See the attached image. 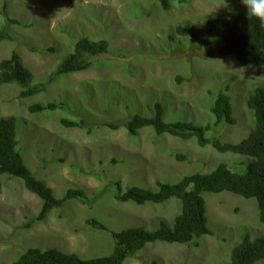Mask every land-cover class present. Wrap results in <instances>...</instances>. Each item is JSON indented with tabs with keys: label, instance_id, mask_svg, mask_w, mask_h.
<instances>
[{
	"label": "rangeland",
	"instance_id": "obj_1",
	"mask_svg": "<svg viewBox=\"0 0 264 264\" xmlns=\"http://www.w3.org/2000/svg\"><path fill=\"white\" fill-rule=\"evenodd\" d=\"M4 2L0 0V25L4 10L21 24L12 27L14 42L0 43V60L15 49L36 82L44 81L81 37L104 39L109 51L92 58L87 70L60 77L34 97L20 98L17 85L0 87V118L17 119V150L25 166L55 197L75 188L91 199L95 191L106 188L91 207L72 200L43 221L31 223L40 210V199L21 180L2 175L1 263L15 261L30 247L55 248L86 260L109 256L114 247L109 232L153 231L160 220L171 226L180 213L173 198L160 204L118 202L113 198L115 182H120L122 192L132 186L156 190V181L174 183L186 175L208 174L222 163L244 171L246 157L218 152L211 145L200 147L193 138L156 135L151 128L130 136L122 126L134 114H151L156 102L163 108L165 122L211 125L206 133L209 139L238 143L248 136L254 119L245 98L264 84V72L232 56L216 59L217 40L201 45L204 21L247 12L240 0H168L167 10L160 0H7L3 9ZM184 23L192 25L194 36H172L174 27ZM51 47L52 53L36 51ZM225 86L237 122L214 125L210 108ZM46 101L62 102L65 107L28 112L29 105ZM60 119H84L87 125L66 128ZM105 122L120 127L102 126ZM176 155L184 161H177ZM202 195L211 235L200 237L197 247L150 242L124 264L224 263L243 234L264 236L254 199L228 192ZM91 218L109 232L87 225Z\"/></svg>",
	"mask_w": 264,
	"mask_h": 264
},
{
	"label": "trees",
	"instance_id": "obj_2",
	"mask_svg": "<svg viewBox=\"0 0 264 264\" xmlns=\"http://www.w3.org/2000/svg\"><path fill=\"white\" fill-rule=\"evenodd\" d=\"M4 1L3 9L7 5V0ZM160 1L164 10L170 7L168 0ZM184 1L180 0V2ZM4 15V21L0 25V43L14 42L12 27L20 25L21 22L7 16L5 10ZM202 29L205 36L201 41L202 46H210L213 40L220 42L214 56L216 59L232 56L242 65L264 71V27H261L256 18L248 17L247 12L238 10L232 15L207 19ZM172 33V36H194L193 27L189 23L177 25ZM172 36L169 39H172ZM36 51L52 53L54 48ZM108 51L106 40L92 41L88 37H81L75 42L72 51L49 72L45 80L36 82L32 72L23 66L20 55L13 49L8 57L0 60V86L17 85L21 89L20 98L34 97L60 77L87 70L91 66L92 58L107 54ZM228 90V86L221 89L210 108L215 116L214 125L222 122L229 125L236 124V120L232 117ZM246 104L253 114L255 125L248 136L239 143H222L218 139L207 138L206 133L212 127L209 124L200 126L183 122H165L162 118L163 108L156 102L151 108V114H134L122 123L130 136L138 135L142 129L151 128L156 135L167 134L183 140L193 138L200 147L211 145L218 152H228L248 158L244 171L231 170L222 163L208 174L186 175L174 183L156 181V190L132 186L122 192L120 182L113 183L116 188L113 198L121 203L143 205L146 202L160 204L171 198L178 200L180 213L175 216L171 226L160 220L158 227L153 231L129 228L109 232L98 220L91 218L86 220L87 225L95 230L109 232L114 240L113 251L109 256L86 260L55 248H28L9 264H124L127 258L132 257L150 242L193 244L197 247L200 237L211 235L207 227L206 207L202 195L204 192L212 194L228 192L254 199L258 209V220L264 227V86L254 87L246 99ZM64 107L65 104L62 102L46 101L34 102L27 109L29 113L40 114ZM16 121L14 116L0 118V178L2 175H7L21 180L25 189L40 199V210L31 223L43 221L50 211L59 209L72 200L91 207L105 194L104 187L95 191L92 198L88 199L82 189L69 188L61 197H55L52 189L25 166L17 150ZM60 124L66 128L82 129L86 127L87 122L84 119H60ZM102 126L111 129L120 127L119 124L110 122H105ZM91 129L88 128L87 132L90 133ZM174 158L177 161L185 159L182 155H176ZM1 186L0 179V189ZM263 259L264 236L251 238L248 234H243L241 241L232 248L229 261L225 264H254Z\"/></svg>",
	"mask_w": 264,
	"mask_h": 264
},
{
	"label": "clouds",
	"instance_id": "obj_3",
	"mask_svg": "<svg viewBox=\"0 0 264 264\" xmlns=\"http://www.w3.org/2000/svg\"><path fill=\"white\" fill-rule=\"evenodd\" d=\"M240 2L242 3V5L243 6H245V8H246V10H247V16L248 17H253V18H256L259 22H260V25H261V27H264V0H240ZM169 9V8H168ZM244 11V10H243ZM246 12V11H245ZM210 18H213V17H210ZM207 19H209V18H207ZM206 19V20H207ZM205 20V21H206ZM205 21H204V23H205ZM204 25V24H203ZM173 34V33H172ZM69 53V52H68ZM67 53V54H68ZM66 54V55H67ZM21 59V58H20ZM22 63V62H21ZM24 66V65H23ZM25 67V66H24ZM28 69V68H27ZM254 69V68H253ZM264 72V71H263ZM6 85H9V84H6ZM11 85V84H10ZM3 86V85H2ZM258 86H264V84H262V85H258ZM1 87V86H0ZM227 95H228V93H227ZM230 97V96H229ZM230 101H231V98H230ZM245 105H246V107H247V104H246V98H245ZM248 108V107H247ZM249 109V108H248ZM250 110V109H249ZM251 111V110H250ZM253 115V114H252ZM232 117L234 118V116H233V114H232ZM235 119V118H234ZM253 119H254V117H253ZM236 120V119H235ZM237 122V121H236ZM254 125H255V122H254ZM254 125H253V128H254ZM253 128H251V130H250V132L252 131V129ZM249 132V133H250ZM242 141V140H241ZM239 143V142H238ZM233 154V153H232ZM236 155H238V154H236ZM239 156H241V155H239ZM244 157V156H243ZM46 184V183H45ZM51 212V211H50ZM245 234H248V233H245ZM250 236V235H249ZM251 237V236H250ZM252 238V237H251ZM255 238V237H254ZM200 239V238H199ZM30 248H35V247H30ZM144 248V247H143ZM28 249V248H27ZM26 249V250H27ZM232 250V249H231ZM62 252V251H61ZM230 253H231V251H230ZM230 253L228 254V259H227V261L226 262H224V263H219V264H225V263H227L228 261H229V258H230ZM22 254V253H21ZM74 254V253H73ZM135 255V254H134ZM133 255V256H134ZM132 256V257H133ZM264 260V259H263ZM260 261H262V260H260ZM259 262V261H258ZM258 262H256V263H258ZM1 263V262H0ZM256 263H254V264H256ZM5 264H7V263H5Z\"/></svg>",
	"mask_w": 264,
	"mask_h": 264
}]
</instances>
